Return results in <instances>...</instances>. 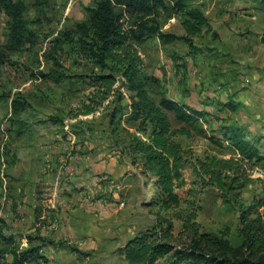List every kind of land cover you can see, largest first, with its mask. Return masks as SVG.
Wrapping results in <instances>:
<instances>
[{
	"label": "rangeland",
	"instance_id": "1",
	"mask_svg": "<svg viewBox=\"0 0 264 264\" xmlns=\"http://www.w3.org/2000/svg\"><path fill=\"white\" fill-rule=\"evenodd\" d=\"M24 1L33 43L18 52L7 50V17L2 16L0 24V264H125L119 250L151 229L159 213L148 205L154 194L148 186L150 177L142 172V159L131 151L135 140L147 141L148 135L128 121L125 111L112 118L115 106L129 104L130 95L124 91L121 102L116 94L96 113L81 114L82 103H88L95 92L85 78L95 67L70 47H55L63 33L74 35L80 24L88 23L87 9L97 0ZM252 2L257 29L264 33V0ZM235 21L238 35L245 38L249 29L244 18ZM160 22L167 33L185 34L178 18L162 14ZM226 27L224 22L216 28L211 23V31L193 38V48L182 40L165 45L157 37L140 48L148 74L153 76L157 69L165 83L183 76L185 82H197L217 96L207 105L209 112L203 111L204 117L191 125L170 114L173 130L189 132L172 138L188 160L182 169L183 184L176 188L181 207L160 212L173 220L171 244L178 249L192 244L193 225L199 234L224 237L238 248L242 212L264 214V161L248 172L252 183L234 192L207 186L194 172L197 158L236 155L224 138L232 128L242 129L264 157V39L254 37L256 55L238 56L216 34ZM52 70L53 76H44ZM155 79L153 98L159 102L165 86ZM38 145L48 147L41 151ZM39 154L45 157L39 159ZM91 155L98 157L94 161L98 172L93 173L92 183L76 186L84 177L72 165L78 161L79 171ZM37 171L47 181L42 197L34 192L35 204L46 209V225L42 230L35 224L32 230L16 228V211L25 202L23 187L34 182L37 189V179L33 181ZM193 213L196 220L186 228L183 220ZM30 250L36 251L34 256L24 259ZM14 255L24 260L15 261Z\"/></svg>",
	"mask_w": 264,
	"mask_h": 264
},
{
	"label": "trees",
	"instance_id": "2",
	"mask_svg": "<svg viewBox=\"0 0 264 264\" xmlns=\"http://www.w3.org/2000/svg\"><path fill=\"white\" fill-rule=\"evenodd\" d=\"M26 12L24 0H0V24L2 16L7 17L10 34L6 48L11 52H18L33 43ZM87 13L88 23L80 24L74 35L63 33L56 40L55 47L63 50L68 46L78 58L95 67L90 75L85 76L95 92L88 103H82L81 114L96 113L116 94L121 102L123 91L130 95L129 104L115 106L112 118L125 111L128 121L138 124V131L148 135L147 141L135 140L131 151L142 159V172L150 177L148 186H152L154 194L148 205L159 209L155 225L140 232L119 250L124 263L158 264L168 258L167 264H264V214L258 211L253 216L242 212L241 245L238 248L232 247L224 237L199 234L194 225L191 228L192 244L185 249L175 248L171 244L173 220L160 214L181 207L182 199L176 188L183 184L182 169L188 163L184 150L172 138L176 134L189 136V132L186 128L173 130L170 114H174L178 122L191 125L202 119L204 113L165 96L159 102L153 98L152 85L157 80L147 73L140 48L154 37L165 45L182 40L193 48V38L211 31L203 4L198 0H97ZM162 14H167L169 19L178 18L186 35L163 32ZM54 73L52 70L44 76H53ZM60 77L56 76V79ZM13 106L17 107L16 101ZM78 115L71 117L77 119ZM224 138L236 155L228 159L215 156L197 158L194 172L205 185L234 192L252 183L248 172L255 163L264 161V157L255 143L247 140L242 129L232 128L225 132ZM259 206L261 203L256 207ZM194 220L195 213L183 220L185 227L189 228L188 222ZM35 252L26 251L24 259L34 256ZM14 259L19 260V256Z\"/></svg>",
	"mask_w": 264,
	"mask_h": 264
},
{
	"label": "crops",
	"instance_id": "3",
	"mask_svg": "<svg viewBox=\"0 0 264 264\" xmlns=\"http://www.w3.org/2000/svg\"><path fill=\"white\" fill-rule=\"evenodd\" d=\"M199 3L203 4L204 13L206 17L210 20L212 25L214 24L215 28L218 25H221L223 22L228 25V29L226 27V31H222V32L218 31L216 34H218V37H220V41H222V44L226 43L229 46V49L232 54H236L238 56L256 55L255 48L254 46H252V42L254 40V37L260 40L264 39V33L260 32L257 29L256 22L254 21L255 10L252 9L253 8L252 0H244V1L243 0L241 1L240 0H200ZM240 17L244 18L246 28L249 29L248 31L249 33L245 35V38L240 37L237 31L238 26H236L235 20L239 19ZM170 34H173V32H170ZM185 35L186 32L185 34H181L177 36H185ZM262 45L264 46V43H262ZM252 60L253 57L251 59H247V61H252ZM153 76L155 78L160 79L162 82V76L159 75V71L157 69L155 70ZM196 83L197 82H193V83L185 82L183 76L182 77L179 76L175 78L174 82L172 81V83L170 82L165 83V81L163 80L162 85L165 86L164 96L170 100L176 101L179 104H185L189 107H192L202 112L203 111L209 112L206 109L207 105L212 103V101H214L215 97L217 98V96H215L214 93H210V92L206 93L202 89V87L197 86ZM170 84H172V87L169 86ZM168 88H170V90H168ZM30 147L32 146L30 145ZM46 147L48 146L38 145L37 148L38 150L44 151L46 150ZM102 154L103 153H100V156ZM44 157H45L44 154H39L37 158L43 159ZM97 159L98 157L93 158L91 155L90 158H88V160H84L85 161L84 165L80 166L81 168L79 171L77 166L78 161H75V163H73L72 170H76V173H81V175L84 177V182L80 181L77 183L76 186L85 187L84 185L86 183H92L93 173L98 172V168L96 166L94 167V161H97ZM36 179L38 184L37 189L34 188L33 186L34 182L31 183L32 186L28 183L25 184V186L23 187L25 191L23 194L25 198V202H27L29 205L25 204V202H22V205L19 207L21 210H18V212L16 211L15 215L16 217H18V219L14 223L16 225V228L18 227L24 230H32L35 224V229L42 230L46 225V221H45L46 209L40 207V205L37 204L39 205L40 207L39 208L35 204L34 192L36 193L38 191L37 194L41 193L40 197H42L43 196L42 193L44 191V185L47 183V181L44 179V177H42V171L40 172L37 171V176L35 173V179L33 181H36ZM84 203H85L84 207H86L87 204L86 202ZM25 224H27L28 226H25Z\"/></svg>",
	"mask_w": 264,
	"mask_h": 264
}]
</instances>
